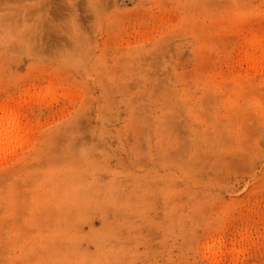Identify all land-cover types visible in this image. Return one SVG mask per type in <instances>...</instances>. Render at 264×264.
<instances>
[{
	"label": "rangeland",
	"instance_id": "374dc122",
	"mask_svg": "<svg viewBox=\"0 0 264 264\" xmlns=\"http://www.w3.org/2000/svg\"><path fill=\"white\" fill-rule=\"evenodd\" d=\"M262 50L264 0H0V264H264Z\"/></svg>",
	"mask_w": 264,
	"mask_h": 264
},
{
	"label": "bare ground",
	"instance_id": "6f19581e",
	"mask_svg": "<svg viewBox=\"0 0 264 264\" xmlns=\"http://www.w3.org/2000/svg\"><path fill=\"white\" fill-rule=\"evenodd\" d=\"M256 41V40H255ZM259 40H257L256 41V43H254V44H258L259 42H258ZM252 44L253 43H251V46H252ZM253 44V46H255ZM260 46H262L261 45V43L259 44V48H261ZM250 47V46H249ZM251 48H253V47H251ZM255 48V47H254ZM253 48V49H254ZM257 48V47H256ZM255 48V49H256ZM263 48V47H262ZM256 50H258V49H256ZM261 50V49H260ZM259 50V51H260ZM253 51V50H252ZM262 51H264V50H262ZM248 53V52H247ZM250 53V52H249ZM254 53H255V50H254ZM254 53H253V55H254ZM264 53V52H263ZM263 53H262V57L260 56V61L259 62H261V60L263 61V62H261L262 63V65H263V67H264V58H263ZM251 54V53H250ZM259 54H261L260 52H259ZM258 54V55H259ZM244 55V54H243ZM245 56V55H244ZM251 56V55H250ZM250 56L248 57L247 56V59H248V61H247V59H246V62H249L250 61V59H251V62L254 60L253 58H252V56H251V58H250ZM253 57H255V55L253 56ZM256 57H258V56H256ZM246 58V56L243 58V59H245ZM259 58V57H258ZM255 60H256V58H255ZM254 60V63L252 62L251 64H254L255 65V62L257 61H255ZM257 61V63L260 65L261 63H259ZM257 65V64H256ZM261 65V66H262ZM2 110H4V109H2ZM6 119V120H5ZM7 119H9L8 121H7ZM17 129H18V124L16 123V120L14 119V117H0V150H2L3 148H4V146L5 145H8V143H10L11 141H12V139L14 138V136H15V134H16V132H17Z\"/></svg>",
	"mask_w": 264,
	"mask_h": 264
}]
</instances>
